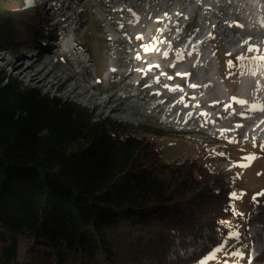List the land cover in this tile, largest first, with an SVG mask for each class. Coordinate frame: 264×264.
I'll return each mask as SVG.
<instances>
[{"label":"trees","instance_id":"1","mask_svg":"<svg viewBox=\"0 0 264 264\" xmlns=\"http://www.w3.org/2000/svg\"><path fill=\"white\" fill-rule=\"evenodd\" d=\"M52 1V0H46ZM44 15L0 0V48L37 51ZM228 180L96 107L0 67V264H188L225 234ZM264 264V202L247 220Z\"/></svg>","mask_w":264,"mask_h":264},{"label":"rangeland","instance_id":"2","mask_svg":"<svg viewBox=\"0 0 264 264\" xmlns=\"http://www.w3.org/2000/svg\"><path fill=\"white\" fill-rule=\"evenodd\" d=\"M182 1L24 0L30 9H38L44 15L39 49L15 54L0 48V67L27 85L96 107L102 117L129 126L131 134L155 144L162 161L182 163L188 160L222 174L229 187L230 215L225 219V234L203 256L188 264H199L202 260L204 264H248L251 238L247 220L264 202V195H256L264 191V148L260 147L264 143L245 134L254 130L264 135V109L249 113L248 119H241L232 113L240 114L232 98L244 96L249 108L264 105V72L250 70L255 65L252 58L264 56L260 53L262 48L252 42L238 43L242 33L264 31V16L251 24L252 20L246 18L250 7L237 4L241 0H230L229 7L211 4L203 11L199 8L189 11L180 3ZM252 1L255 0H247ZM258 2L264 8V0ZM163 16L166 18L159 22L157 19ZM163 40L168 50L166 56L160 57L154 52ZM148 56L159 63L164 60L168 65L165 70L172 77L168 84L160 80L154 84L165 90L162 95L152 94L153 89L149 87L137 97L129 96L138 89L125 86L131 79L118 90H111L128 71L134 72V77L135 70L145 69L142 60ZM28 65L31 67L26 69ZM119 69L122 75L114 79ZM176 73L183 77H177ZM144 82H150V78H143L140 87ZM165 84L179 89L180 93H167ZM177 84H181V89ZM176 96L187 111L212 110L210 102L222 96L228 106L232 103L235 107L230 106L227 112L219 110L221 115L216 120L222 126L233 125L231 121L238 120L242 128L238 125L241 129L233 138L230 133L226 138L212 135V123L202 128V133L183 132L178 129L179 125L167 123V117L164 118L168 108L171 109L169 113L178 112L177 104L172 106ZM161 98L167 100L152 108ZM250 154L256 158L245 160ZM242 164L248 166L241 167ZM231 193H236L238 198ZM232 232L238 235H229ZM217 247L219 251H215ZM210 255L213 258L205 259Z\"/></svg>","mask_w":264,"mask_h":264},{"label":"bare ground","instance_id":"3","mask_svg":"<svg viewBox=\"0 0 264 264\" xmlns=\"http://www.w3.org/2000/svg\"><path fill=\"white\" fill-rule=\"evenodd\" d=\"M136 1H138V0H131V3L132 2L136 3ZM178 3L179 2H177V4ZM180 3L185 4L189 8V11L192 8H199V9H201V11H203L204 9H209L210 8L209 5L211 6V4L214 7H219L220 5H225V6H228V7L230 6L229 5L230 0H184V1L180 2ZM248 3L249 2H247V0H241V1L237 2V4H240L241 6H244L245 4L249 5L247 8L250 7L249 8L250 10L248 11V15H247L246 18L249 21L252 20L251 24H255V23L258 22L259 18H263V16H264V8L258 2V0H255L254 2L252 1V3H249V4ZM184 14L187 15V13H185V12H184ZM250 14H252V15L249 16ZM177 15H178V12H177V14L175 16H177ZM178 17H180V14H179ZM165 18L166 17L163 16V17H161V18H159L157 20H159V22H160V21L164 20ZM185 19L186 18L184 17V20ZM260 21H261V19H260ZM167 22L168 21H166L165 25H167L169 23V22L168 23ZM251 24L249 22V26H251ZM231 26H233V25H230L229 27H231ZM151 37H152V35L149 36V38H151ZM161 38H163V37H161ZM140 40L142 41V38H140ZM164 41H166V40H163L162 43H160V44H157V45L155 44L156 48H155V52L154 53L160 55L161 57L166 56V52L168 50V48L164 44L165 43ZM151 42H152V40H151ZM245 42H247V43H249V42L255 43L260 48H262V52H260V53H264V31L256 30L254 32V34L242 33L241 39L238 41V43L240 45H244ZM153 60H156V59H153ZM252 60H255V62L252 63V64H255V65L250 69L251 72H255L257 70V71H259V73H263L264 72V60H260V59L258 60V58L256 56H254L252 58ZM30 67H31V65H28L26 67V69H29ZM136 71H137V74L135 73L136 75L134 77H132L134 72H132L131 70L128 71L127 73H125L122 77H120L121 78L120 81H118L117 84H115L114 86L111 87V90L112 91L118 90L119 87L124 82H126L129 79H131L132 81L129 80V82L125 83V86L127 88H134V87L138 88V89H136V91L132 92V94L130 93V95H129L131 97H137V95L139 93L144 92L150 86L154 85L155 82H157L158 80H160L163 83L167 81V80H165L163 78V76H161V75L159 76L158 75V73L156 72L157 71V66H155L150 61L148 62V65L145 67V69L142 67L141 69L135 70V72ZM140 73H143V75L139 76ZM121 75H122V70L119 69L117 71V74L116 75L114 74L113 76H114V79H115V78H117V77H119ZM137 76H138V78H137ZM145 77H149L150 78V82L147 83L146 85L140 87V82H142V79L145 78ZM164 92H165V90H163L160 95H162ZM166 92L167 93L168 92H174V93H177V94L180 93L179 89L172 88V87H169V86L167 87ZM111 96L112 97L115 96V93H113ZM178 97L179 96L173 97L174 101L172 99V101H173L172 102V106H175V104H177V106H175V107H178V112L175 110L176 111L175 114L174 113L173 114L169 113L171 109L168 108V109L165 110L166 114H165L164 118H166V117L168 118V119L166 118L167 123H173V124L179 125L178 129H180L183 132L202 133V128L204 129L205 127L210 125L211 121L213 120V116L216 113H218L217 111L221 110V111L227 112L230 109L229 107H226L228 105L226 104L225 100L223 98H221L222 96H219V98H217V99L213 100L212 102H210L212 110H205V109L195 108V109L187 111L185 109V107L181 106V102L182 101ZM241 99L244 100V96ZM166 100L167 99H162L161 98V100H158L157 102L152 104V108L159 107L160 105L164 104ZM260 110H261V108L253 109V108L247 107L245 104H239L238 109L236 111L239 112V113H242V112L244 113L245 112L244 114H242L240 116V118L241 119H248V117L250 116L249 113L254 114V113L259 112ZM262 118L264 119V117H262ZM215 131L213 132L212 135L216 134ZM237 131L238 130L233 129L232 131H228V133L232 134V138H233ZM228 133L225 132L223 134L224 135L223 136L222 133L220 132L219 135H221L223 137H227ZM245 136L255 139L256 142L264 143V135L256 133L254 130H253V132H249L248 131L247 134H245Z\"/></svg>","mask_w":264,"mask_h":264},{"label":"snow or ice","instance_id":"4","mask_svg":"<svg viewBox=\"0 0 264 264\" xmlns=\"http://www.w3.org/2000/svg\"><path fill=\"white\" fill-rule=\"evenodd\" d=\"M245 43H247V42H245ZM250 51L251 50H253L252 48H250L249 49ZM238 59H243V57H239ZM258 59H260V60H264V56H262V57H258ZM229 65L231 66V61H229ZM192 87H196V85H191ZM165 87H168L167 85H165ZM171 90V89H170ZM233 100H236V102L237 103H240V104H245L246 103V101H244V100H242V99H238V98H236V97H233L232 98ZM226 107H230V105L229 106H226ZM253 108H261V109H264V105H253ZM203 114V113H202ZM260 147L261 148H264V144H261L260 145ZM220 155H223V153H220ZM256 157H255V155H253V154H250L249 156H247V157H245L244 159L245 160H248V161H251L252 159H255ZM241 167H247L248 165L247 164H242V165H240ZM258 175H259V173H258ZM232 197H236V198H238L237 197V194L236 193H231L230 194ZM256 195H264V191H262L261 193H257ZM255 199H256V197L254 196L253 197V200L255 201ZM221 223H226L225 221H221ZM229 235H232V236H236V235H238L236 232H232V233H230ZM223 245H221L220 247H222ZM220 247H217L216 249H215V251H219L220 250ZM210 258H213L211 255L209 256V257H206L205 259H210ZM199 264H204V261L202 260V261H200L199 262Z\"/></svg>","mask_w":264,"mask_h":264},{"label":"flooded vegetation","instance_id":"5","mask_svg":"<svg viewBox=\"0 0 264 264\" xmlns=\"http://www.w3.org/2000/svg\"><path fill=\"white\" fill-rule=\"evenodd\" d=\"M259 198V197H258ZM258 201H261V199H258Z\"/></svg>","mask_w":264,"mask_h":264}]
</instances>
